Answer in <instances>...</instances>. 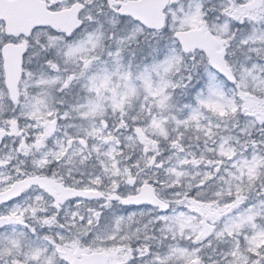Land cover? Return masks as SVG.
Returning <instances> with one entry per match:
<instances>
[{"label":"snow or ice","instance_id":"snow-or-ice-1","mask_svg":"<svg viewBox=\"0 0 264 264\" xmlns=\"http://www.w3.org/2000/svg\"><path fill=\"white\" fill-rule=\"evenodd\" d=\"M0 264H264V0H0Z\"/></svg>","mask_w":264,"mask_h":264}]
</instances>
